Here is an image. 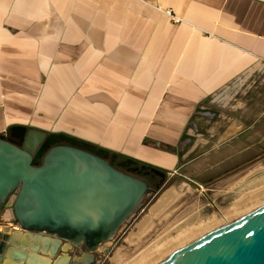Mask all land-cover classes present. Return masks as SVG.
Returning <instances> with one entry per match:
<instances>
[{"label":"crops","instance_id":"1","mask_svg":"<svg viewBox=\"0 0 264 264\" xmlns=\"http://www.w3.org/2000/svg\"><path fill=\"white\" fill-rule=\"evenodd\" d=\"M216 116L230 154L255 155L264 0H0L1 136L62 133L166 174L218 133Z\"/></svg>","mask_w":264,"mask_h":264},{"label":"water","instance_id":"2","mask_svg":"<svg viewBox=\"0 0 264 264\" xmlns=\"http://www.w3.org/2000/svg\"><path fill=\"white\" fill-rule=\"evenodd\" d=\"M14 129L18 143L0 135V207L6 202L16 225L11 232L0 230V264H70L67 253L52 261L60 240L50 245L40 240L42 232L83 244L87 253L72 264L85 263L93 258L94 246L129 223L156 191L145 179L77 146L73 137L33 127ZM156 264H264V202Z\"/></svg>","mask_w":264,"mask_h":264},{"label":"rangeland","instance_id":"3","mask_svg":"<svg viewBox=\"0 0 264 264\" xmlns=\"http://www.w3.org/2000/svg\"><path fill=\"white\" fill-rule=\"evenodd\" d=\"M216 118L218 122L211 126L218 133L202 137L187 163L147 196L97 264H132L151 248L153 257L143 261L156 264L224 222L220 212H229L230 219L264 202V141L256 145L255 155H232L233 140L220 139L229 124ZM169 189H174L175 198L158 212H152V207ZM145 219L149 225L140 231L139 225ZM177 233H183L179 239ZM118 252L120 260L115 262L113 258Z\"/></svg>","mask_w":264,"mask_h":264},{"label":"flooded vegetation","instance_id":"4","mask_svg":"<svg viewBox=\"0 0 264 264\" xmlns=\"http://www.w3.org/2000/svg\"><path fill=\"white\" fill-rule=\"evenodd\" d=\"M5 138L13 141L14 143L19 142L18 138L16 137V134H13V133L6 135ZM77 146H80L86 150L93 152L91 150V147L81 143L80 141L77 142ZM93 153H95V152H93ZM96 154L105 158L116 169L123 171L125 173H128V174H131V175L145 179V181H147L149 186H150V182H149L150 177L151 178L152 177L153 178H156V177L157 178H159V177L163 178V177H165V175L169 176V173L172 172V171H168L165 174V172H163L159 169H155L159 173L163 174V175H159V174L154 172V169L152 167H148V166L143 167V165H139L137 163L136 164L130 163L128 161V158L118 159L114 156H105L104 154H100V153H96ZM40 163H41V159L39 160L38 164H40ZM8 210L9 209H8L7 204L5 202L2 205V207H0V223H10L9 226H15L16 227L15 220L13 219L11 213H9ZM126 225H127V223L122 224L110 239L103 241V242H100L99 244L95 245L93 248V251L91 252L93 255V258L91 260H88L85 263H84V261H81L80 264H97L99 257L103 256L105 253H107L109 251L111 240L114 237H116L118 235V233L120 232V230L123 229ZM38 234H39L40 240L46 239V240H48V242H50V245L54 244L55 241L60 240V245L57 249V253H56L55 257L52 258L53 262L56 260L57 257H59V256L63 257L64 253H67L71 258L70 259L71 261L69 263L70 264L77 263L76 259L83 257V255L87 253L86 247L83 244H75L73 242H69L67 240L62 239L59 235L49 234L47 232H42V233H38ZM34 235H35V233H33V236ZM63 248H65V252L63 251Z\"/></svg>","mask_w":264,"mask_h":264},{"label":"bare ground","instance_id":"5","mask_svg":"<svg viewBox=\"0 0 264 264\" xmlns=\"http://www.w3.org/2000/svg\"><path fill=\"white\" fill-rule=\"evenodd\" d=\"M174 189H169V190H167L166 192H164L163 194H162V196H161V198L159 199V201L152 207V209H151V211L152 212H154L155 213V211H157L158 212V210H160V209H162L163 207H165L167 204H170V200L171 199H174L173 198V195H174V191H173ZM177 195V194H176ZM172 201V200H171ZM242 205V204H241ZM228 210H230V209H228ZM231 212V211H230ZM229 213V212H228ZM227 211L226 210H224V211H222V212H220V216L222 217V220H224V221H226V220H228L229 218H228V216H227ZM151 215V214H150ZM147 220L145 219V220H143V222L139 225V229H140V231H144L147 227H146V225L148 226L149 225V223H147ZM223 223V222H222ZM221 224V223H220ZM186 231V230H185ZM182 232V231H181ZM140 234V233H139ZM178 234V233H177ZM182 234L183 233H181V234H178V239H179V237L180 236H182ZM166 245H169V243L167 242L166 243ZM165 245V246H166ZM152 251H154V250H152V248H151V250H148L147 252H145V253H143V256L140 258V256H139V258L140 259H137L135 262H132V264H144L145 262L144 261H146V260H149V258L150 257H153L152 255H153V253H152ZM173 252V251H172ZM170 254V253H169ZM168 254V255H169ZM142 255V254H141ZM119 252L117 253V254H115V256H114V258H113V261H115V262H117L118 260H120L119 259ZM144 260V261H143ZM134 261V260H133ZM120 262V261H119ZM129 264H131V263H129Z\"/></svg>","mask_w":264,"mask_h":264},{"label":"built area","instance_id":"6","mask_svg":"<svg viewBox=\"0 0 264 264\" xmlns=\"http://www.w3.org/2000/svg\"><path fill=\"white\" fill-rule=\"evenodd\" d=\"M173 21H174L175 23H177V22H179V19L176 18V17H175V18L173 17ZM175 172H176V171L173 170L172 172L169 173V176H172L173 174H175Z\"/></svg>","mask_w":264,"mask_h":264}]
</instances>
